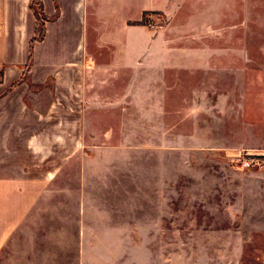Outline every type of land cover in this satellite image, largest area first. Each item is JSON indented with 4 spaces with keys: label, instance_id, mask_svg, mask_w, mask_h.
Here are the masks:
<instances>
[{
    "label": "crops",
    "instance_id": "obj_1",
    "mask_svg": "<svg viewBox=\"0 0 264 264\" xmlns=\"http://www.w3.org/2000/svg\"><path fill=\"white\" fill-rule=\"evenodd\" d=\"M42 3L45 34L31 47L38 27L31 0H0V264H71L60 243L72 237L69 222L61 217L55 230L52 217V209L67 203L52 197L68 191L66 165L73 155L56 152V144L98 141L102 124L87 134L88 106L98 112L128 110L135 88L124 80L136 70L148 80L166 79L195 58L211 63L229 62L232 52L245 57L248 31L258 24L261 7V0ZM163 89L143 88L146 104ZM79 154L84 163L79 200L73 203L74 264H88V232L95 240L120 238V184L115 178L106 195H95L100 175L87 168L86 151Z\"/></svg>",
    "mask_w": 264,
    "mask_h": 264
},
{
    "label": "rangeland",
    "instance_id": "obj_2",
    "mask_svg": "<svg viewBox=\"0 0 264 264\" xmlns=\"http://www.w3.org/2000/svg\"><path fill=\"white\" fill-rule=\"evenodd\" d=\"M251 27L245 57L232 52L229 62L211 63L189 57L195 59L166 79L148 80L136 70L124 80L135 88L128 110L84 112L88 137L102 124L98 141L56 144V152L73 155L68 191L52 197L67 203L52 217L55 230L61 217L69 222L72 237L60 243L71 264L84 150L87 168L100 175L95 195H106L119 179L122 221L118 240L88 232V264H264V0ZM149 84L166 89L146 104Z\"/></svg>",
    "mask_w": 264,
    "mask_h": 264
},
{
    "label": "trees",
    "instance_id": "obj_3",
    "mask_svg": "<svg viewBox=\"0 0 264 264\" xmlns=\"http://www.w3.org/2000/svg\"><path fill=\"white\" fill-rule=\"evenodd\" d=\"M31 8L34 11L37 19H38V27L36 30V34L32 38V45L35 40H40L45 34V20H47V16L44 14L43 3L42 0H31ZM32 49V48H31Z\"/></svg>",
    "mask_w": 264,
    "mask_h": 264
},
{
    "label": "built area",
    "instance_id": "obj_4",
    "mask_svg": "<svg viewBox=\"0 0 264 264\" xmlns=\"http://www.w3.org/2000/svg\"><path fill=\"white\" fill-rule=\"evenodd\" d=\"M148 23H149V24H153V21L148 19ZM254 160H255L254 158L249 157V158H248V161H247L246 164H247L248 166H250V165L253 164Z\"/></svg>",
    "mask_w": 264,
    "mask_h": 264
}]
</instances>
